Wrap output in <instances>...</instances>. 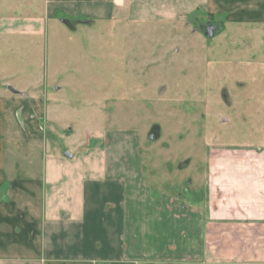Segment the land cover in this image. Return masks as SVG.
Here are the masks:
<instances>
[{"label":"rangeland","instance_id":"obj_1","mask_svg":"<svg viewBox=\"0 0 264 264\" xmlns=\"http://www.w3.org/2000/svg\"><path fill=\"white\" fill-rule=\"evenodd\" d=\"M111 3L97 20L48 0H0V25L18 17L41 29L0 35V80L48 97L55 155L112 141L143 158L156 204L181 192V205L201 210L210 174L264 128V34L228 25L209 38L195 14L134 21L128 4Z\"/></svg>","mask_w":264,"mask_h":264},{"label":"crops","instance_id":"obj_2","mask_svg":"<svg viewBox=\"0 0 264 264\" xmlns=\"http://www.w3.org/2000/svg\"><path fill=\"white\" fill-rule=\"evenodd\" d=\"M109 2L48 0L97 20L108 17ZM112 5H126L134 21L191 13L220 18L223 29L258 25L264 34V0ZM25 20L6 17L0 35L41 32ZM7 80H0V264H264V128L241 142L240 156L223 159L222 176L210 174L203 209L181 205V192L164 191L156 204L135 150L125 156L109 141L100 152L55 155L48 97L12 90Z\"/></svg>","mask_w":264,"mask_h":264},{"label":"water","instance_id":"obj_3","mask_svg":"<svg viewBox=\"0 0 264 264\" xmlns=\"http://www.w3.org/2000/svg\"><path fill=\"white\" fill-rule=\"evenodd\" d=\"M221 30H223V23L222 22H219V23H211L210 22L207 25L206 34L208 35L209 38H213L219 32H221ZM151 138H153V136H151ZM66 155L69 157H72V155L70 153H66Z\"/></svg>","mask_w":264,"mask_h":264},{"label":"flooded vegetation","instance_id":"obj_4","mask_svg":"<svg viewBox=\"0 0 264 264\" xmlns=\"http://www.w3.org/2000/svg\"><path fill=\"white\" fill-rule=\"evenodd\" d=\"M210 22H211V23H219L220 21H214V20H213V21H207V22H206V26H205V32L207 31V25H208V23H210ZM218 34H219V33H218ZM207 36H208V35H207Z\"/></svg>","mask_w":264,"mask_h":264}]
</instances>
